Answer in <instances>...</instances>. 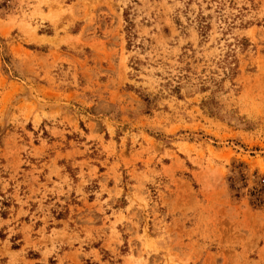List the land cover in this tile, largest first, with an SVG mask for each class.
Listing matches in <instances>:
<instances>
[{
  "label": "rangeland",
  "instance_id": "obj_1",
  "mask_svg": "<svg viewBox=\"0 0 264 264\" xmlns=\"http://www.w3.org/2000/svg\"><path fill=\"white\" fill-rule=\"evenodd\" d=\"M0 264H264V0H0Z\"/></svg>",
  "mask_w": 264,
  "mask_h": 264
}]
</instances>
